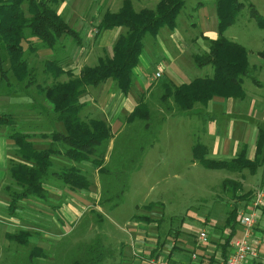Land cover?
<instances>
[{"label": "crops", "instance_id": "0c3cea01", "mask_svg": "<svg viewBox=\"0 0 264 264\" xmlns=\"http://www.w3.org/2000/svg\"><path fill=\"white\" fill-rule=\"evenodd\" d=\"M66 1L64 0L63 4ZM90 1L94 2L92 7L89 8L92 12L95 11V15H90L92 12L88 13L89 9L85 10V8H73L70 14L58 11L62 17L66 16V19L63 17L65 21L69 18V21L66 22L70 28L75 29L77 32L79 30L82 32L79 31L82 34V36H79L80 43H76L71 50L73 53L71 61L63 67L65 71H70L73 75H78L84 65L93 66L97 64L100 57L111 56L113 44L118 36L126 31L124 26H115L109 29H98L97 27L103 13L106 10L117 11L121 7L123 0ZM130 1L133 9L139 11L142 8H154L159 0ZM187 1L185 0V6ZM84 2L85 0H79V3ZM188 6L189 16H191L192 20L190 24L195 27L197 23L200 25L197 36H192V39L198 45L201 44L202 47L200 48L199 46V48L202 51H206L208 50V40L218 36L215 0H193ZM90 16L97 18L96 26L93 25V21L89 20ZM78 17L81 19L77 28L73 25V22ZM164 27L167 26H162L154 35L147 34L153 36V38H148L146 42L144 41L146 35L144 36L143 50L139 55L138 64L133 68V83L126 94L118 88L113 79L108 78L97 86H87L84 93L80 96V101L83 102L80 116L87 119L92 117V115L93 118L97 115L95 118L104 120L110 127L111 136L113 137L108 142L104 164L106 163L108 152L112 148L114 138L126 125L128 114L132 112L135 105L139 102V97L143 96V92L153 87V75L155 76L156 71H160L159 77L161 81L170 80L176 85L188 82L196 77L210 76L212 74L211 65L199 67L200 71L205 69L204 75H195L193 73V68L198 66L195 65L193 60V54L195 53L191 52V37L185 35L184 30L178 23L173 29L167 27V30L161 32ZM92 34L97 35L93 36ZM227 38L233 41L236 40L235 36ZM238 43L246 49L249 66L255 67L253 75L256 76L257 82L251 80L256 85V88L260 90L252 91L250 94L246 93L243 88V79V97L213 96L206 104L194 108L195 110L191 112V114L193 113L191 119L195 120L197 118L201 123L198 125L190 122L195 141L186 149L190 147L192 152L193 145L201 143L206 148L205 157L209 159L230 160L236 157L241 148H244L248 159H253L256 152L258 128H264V62L259 55L262 47L261 44H258L255 47L248 48L242 42ZM249 53L256 56L254 61L249 60ZM89 59H91V64L88 63ZM161 60H166V65L162 71L161 69L156 70L155 66L151 67L156 61ZM61 77L60 79L62 80L67 79V75H62ZM7 91L9 93H4L3 99L5 101L4 104H7L8 108H4L2 111L8 116H12L13 122L0 125V225L7 224L12 227L14 226L13 220L19 221V218H23L27 221L44 224L45 228L43 230L38 229L41 232L36 234L31 233L26 228H19L16 231L6 229L4 233L5 241L16 242L10 239L8 235L19 230L28 231L25 237L26 243H21V245L18 242L16 243L22 247H26L31 243V247L27 252V258L29 259V253L32 248L36 247L37 250L45 253L44 246L39 243L45 239L44 237L53 238L59 235L58 238H61L71 231L75 223L81 221L83 225H87L89 221L93 223L95 215L100 214L103 226L99 232L104 236L106 245L111 243L116 248L114 256L111 258L110 255L107 258L112 260L111 264H141V258L149 256L166 260L170 264H190L191 262L196 264H223L220 244L224 242V236L230 233V228H222L227 213L220 223L213 225L211 231L204 225L194 233H186V231L183 232L181 229L173 228L170 224L168 226L167 219H170V216L166 217L162 211H156L157 207L163 209L164 203L162 201H150L146 204L136 205V208L141 206L142 212L133 214L131 219L127 221L126 227L123 228L113 223L107 216L115 207L105 208V206L99 205L101 186L98 180H90V186L87 189H78L70 187L55 176L49 175L48 179L42 184L43 197L21 198L16 202L15 209L11 210L12 194L21 189L12 176V165L15 162H24L18 155V146L13 136H11L14 132L12 126L15 125V119L18 118L19 123L26 129L19 132L27 134L28 141L38 150H43L49 145L51 141L47 135L50 132L53 130L63 131L64 128L61 122H57L54 114H50L53 112H51L49 104L45 106L46 109H49L48 113L46 116L44 115L45 117H42L36 111L35 103L27 104L23 99L16 103L14 100L19 98L12 96L14 95V93H11L13 87L9 86ZM16 111H22L24 117L28 116L30 120L23 119L22 116L18 117ZM222 114L226 125L225 130L219 124V120L223 118ZM173 117H180L177 125L187 123L185 120L189 119L184 114ZM169 118L164 121L166 122ZM52 121H54L55 126L51 124ZM5 126L10 127L12 131H9ZM50 159L52 163L51 171L57 172L64 166L75 165L72 161L56 154H52ZM180 160L181 158H178V161ZM192 160L197 161L193 158V154ZM82 165L89 167L88 170H91L92 173L99 174L98 167L91 162L83 161L77 166L81 168ZM243 171L238 172L241 177L238 180L241 184L240 191L251 190L253 194L258 192V189L257 191L252 190L255 188L254 186L248 189L243 187L246 180V174L244 173V175ZM48 172L50 173V171ZM249 174L262 175V167H258L255 172H249ZM259 181L261 184V180ZM250 184L252 183L248 185ZM260 186L264 188V181ZM253 199L254 197L248 202L235 200L236 203L230 205V207H236L237 212L242 211L247 214L252 210ZM255 211L258 218L254 229L252 228L251 239L255 244L257 256H249L246 264H264V214H261L258 209H255ZM146 217L149 220H146ZM46 225L52 226L53 230L46 232ZM113 225H115L116 229L112 228ZM101 231H104V234ZM201 231H205L208 237L205 244H198L197 236ZM242 234L243 227H237L230 241L229 248L232 242L240 238ZM193 254L196 255L195 260H192ZM40 258L41 256H37L36 261Z\"/></svg>", "mask_w": 264, "mask_h": 264}, {"label": "trees", "instance_id": "16d2710c", "mask_svg": "<svg viewBox=\"0 0 264 264\" xmlns=\"http://www.w3.org/2000/svg\"><path fill=\"white\" fill-rule=\"evenodd\" d=\"M60 2L62 0H0V86L3 84H5L4 87L11 86L9 72L19 85L33 81L26 78L31 76V70L28 68L23 48V44L29 38L33 37L45 48L54 52L64 37L70 36L74 43H80L78 32L68 26L55 8ZM184 6L185 0H159L154 8H142L135 11L130 0H123L117 11L106 10L97 26L98 29H109L115 26L126 28L125 33L120 34L113 44L111 56L100 57L97 64L93 66L84 65L78 75L65 71L63 63L57 56L45 59L44 74L52 81L40 91L50 105L55 119L62 123L64 130L50 132L47 137L51 142L43 150L36 149L28 141L27 134L19 131L12 133L11 136L18 146L17 153L24 162H15L12 165V176L21 189L12 194L11 210L15 209L16 202L21 198L43 197L42 184L49 175L57 177L73 188H89L90 180L77 166L83 161L96 165L99 174L110 173L111 169L103 163L108 141L111 138L110 127L100 118L84 119L80 116L83 107L80 96L87 86H97L108 78L113 79L118 88L126 94L133 83V68L138 64L139 55L143 50L144 36L156 34L162 26L171 29L176 27L177 16ZM243 7L244 3L240 0H215L218 36L208 40V50L193 54L195 65L198 67L211 65L212 74L196 77L178 85L170 80L163 82L160 85L162 94L159 96V103L166 113H173L174 108L176 112L191 111L195 105H204L213 96L243 97L244 77L250 76L257 82L252 74L255 67L249 66L244 46L224 35V31L235 23ZM248 7L250 16L254 18L257 26L264 28V16L257 12L252 3H249ZM262 41L263 47L259 55L264 62V37ZM6 56L9 61L8 68L4 67ZM62 75H67V79L61 80ZM5 93L9 91L6 90ZM152 120L153 116L146 102L140 100L126 118L127 125L135 123L134 128L137 129L136 142L131 143L133 158L131 157V160L129 156L126 158L129 164L122 161L116 165L115 172L139 169L141 156L150 144L146 138H142V133L147 131ZM161 120H164V116ZM12 122L8 114H0V125ZM245 153L244 148H241L235 158L215 160L205 157L206 148L201 143L193 145L192 150L193 158L209 169H227L237 172L246 169L253 173L258 167H262V184L264 181V128L260 127L257 131L255 157L248 159ZM52 154L63 156L75 165L64 166L57 172L51 171L50 156ZM222 185L223 188H231L229 189L232 197L236 201L248 202L253 197L251 190L240 191L241 184L238 180L226 178ZM109 201H112L111 208L118 205L121 202V194L118 192L107 196V190L103 187L99 205H105ZM257 209L264 214V205L258 206ZM237 213L236 207H230L222 227L230 228V233L224 236V242L220 244L223 264L230 253V241L238 227ZM100 218L102 219L101 215L97 214L96 219L100 220ZM145 219L149 220L147 217ZM26 232L28 231L19 230L9 234L8 237L20 245L25 244ZM77 251L70 264H103V260L111 254L100 235L79 246ZM37 256L44 257L45 253L37 250L36 247L32 248L28 263H36Z\"/></svg>", "mask_w": 264, "mask_h": 264}, {"label": "rangeland", "instance_id": "374dc122", "mask_svg": "<svg viewBox=\"0 0 264 264\" xmlns=\"http://www.w3.org/2000/svg\"><path fill=\"white\" fill-rule=\"evenodd\" d=\"M63 1L64 0H62L59 5H56L55 8L61 13L66 12V14H70L73 8H85V10L89 9L88 13L92 12L90 8L94 4V2L90 0H85L84 3H79V0H67L64 4ZM192 1L193 0H188L186 6L181 9L177 16V23L184 30L185 35L191 37V52L201 53L203 52L202 49H200L202 47L201 44L198 45V43L192 39V36H197L196 34L200 28L199 23H197L196 27L190 24L192 20L191 16H189L190 11L188 5ZM240 1L244 3V7L239 12L235 23L225 31V36L229 38L235 36V41L242 42L248 48L255 47L258 44H261V47H263L261 39L264 36V28L257 26L254 18L250 16L248 4L252 3L257 12L261 16H264V0ZM91 14L95 15V11L90 13V15ZM63 17L66 19V16ZM80 19L81 18L78 17V19L76 18L73 22V25L77 28ZM89 20L93 21V25L96 26V17L90 16ZM66 21H69V18ZM164 30H167V27H164L161 32H164ZM79 31L78 35L82 36V32L80 31V33ZM92 35L96 36L97 34ZM148 38H153V36L146 35L144 41L146 42ZM75 44L72 37H64L57 45L54 52L45 48L41 42H38L33 37L29 38L23 44V48L24 57L27 60L29 70H31V76L29 75V77L26 78L33 81L28 83L26 80L28 84L24 83V85H19L16 83L13 75H11V72H9V78L12 80L10 85L13 87V91L10 92L14 93V95H12L13 97L19 98L14 101L17 103L23 99L27 104L35 103L36 111L39 112L42 117H45L49 110L45 107L48 103L40 90L48 86L52 80L44 74V61L49 57L57 56L60 62L66 66L72 59L73 53L71 50L75 47ZM255 58L256 56L254 54L249 53V60L254 61ZM88 63L91 64V59H89ZM155 63L152 64L151 67L153 68L155 66L156 70L161 69L162 71L166 65V60ZM4 67H9L7 56L4 57ZM204 70L205 69H202L200 71L199 67H195L193 68V73L195 75H204ZM252 74H254V72ZM153 79V87L145 90L143 96L141 98L139 97V101L144 100L146 102L153 116L149 128L142 133V138H146L150 144L146 147L145 152L141 156L139 169L132 171L127 170L122 173L115 172L116 165L122 161V163L129 164L130 162H128L126 158L128 156L130 160L133 158L131 143L136 142L137 129L134 128V126H136L135 123H131L129 126L126 123L114 138L112 148L108 152V156L106 155V164L111 169L110 173L95 174V172H93V174L91 170H88L89 167L86 165H82L81 169L85 171L84 173L89 180H98L101 190L103 187L106 188L107 196L120 192L121 202L114 206L115 208L107 215L113 223L120 227H126L127 221L131 219L133 214L142 212L140 209L141 206L136 208V205L139 206L140 204H146L150 201H162L164 203L163 209L157 207L156 211H162L166 217L170 216V219H167L168 226L170 224L173 228L181 229L183 232L194 233L206 225V228L211 231L213 225L220 223L225 218L226 213H228L227 211L230 210V205L236 203L235 198L232 197L231 188H223V180L225 178L239 180L241 178L240 174L227 169L205 168L198 161L192 160L190 147L186 149L195 141L190 122L197 123L198 125H200L201 122H199L197 118L192 120L193 113L191 114V112L195 110L194 108L202 105H195V107L188 112H176L174 108L173 113H166L159 103V96L162 94L160 85L165 81H161L159 76L157 77L154 75ZM4 86L5 84L0 86V114L3 113L2 110H4V108H8L7 104H4L5 101L3 96L9 87ZM243 88L248 94L252 91L260 90L256 88L250 76L244 77ZM16 112L18 113V117L22 116L23 119L26 118V120H30L27 115L29 119L24 117L22 111ZM10 114L12 115V113ZM180 114H184V116H187L186 118H189L188 120L182 118L187 123L177 125L180 117L173 116ZM163 116L164 120L168 117L170 118L165 122L161 120ZM222 117L223 118L219 120V124H221V128L225 130L226 125L223 114ZM90 118H93V115ZM51 124L55 126L54 121H52ZM5 127L9 131H12L10 127ZM12 127L14 131L26 130L22 127L21 123H19L18 118L15 119V125ZM178 158H181V160L178 161ZM244 173L246 174V180L243 186L245 189L254 186V189L251 188L253 191H257V189L258 191L264 190L263 186H260L259 180H261V175L249 174L247 170L243 171V174ZM249 183L252 184L248 185ZM254 195L255 193L252 194L253 197ZM111 204L112 201H109V203L103 206L109 208ZM101 210L103 209L101 208ZM95 216L97 217V214ZM96 217H94L93 223L89 221L87 225H83V223H81L82 221L75 223L71 231L61 238H58V235L53 238L44 237V240L38 241L44 246L46 255L41 257L34 264H70L73 257L78 253V247L90 242L97 235L102 237V241L105 244V238L99 232L100 228L103 226L101 224L102 219L100 218L99 220L96 219ZM19 219V221L13 220L12 223H14V226L12 227L7 224L0 225V264H29L27 252L31 247V243L26 247H22L16 242L5 241L6 238L4 237V233L6 229L16 231V229L19 228H26L30 230L31 233L36 234L37 232L40 233V230L45 228L44 224L27 221L23 218ZM205 222H207V224H205ZM236 224L238 227L241 226L239 223ZM46 226V232L53 230L52 226ZM114 226L115 225H113L112 228L116 229ZM254 226L252 227L253 229ZM38 229L40 230L38 231ZM101 232L104 234V231ZM115 233H117V231H115ZM106 246L110 249L112 258L116 253V248L111 243ZM152 257L153 256L141 258V264H147L148 259ZM107 258L103 260V264H111L112 260Z\"/></svg>", "mask_w": 264, "mask_h": 264}, {"label": "built area", "instance_id": "2783aa9c", "mask_svg": "<svg viewBox=\"0 0 264 264\" xmlns=\"http://www.w3.org/2000/svg\"><path fill=\"white\" fill-rule=\"evenodd\" d=\"M155 76H160V71H156ZM264 204V190L258 191L252 200V210L245 214L242 211L238 212L237 218L243 227V234L240 238L235 239L231 244L230 253L224 264H246L249 256L256 257L257 250L253 240L251 239L252 227L255 225L258 215L255 209ZM198 244H205L207 242V234L201 231L197 236ZM196 259V255H192V260ZM147 264H170L168 261L160 258H150ZM190 264H196L191 262Z\"/></svg>", "mask_w": 264, "mask_h": 264}]
</instances>
